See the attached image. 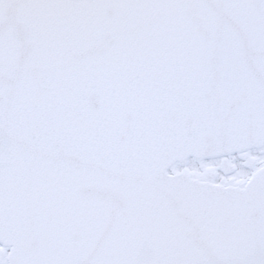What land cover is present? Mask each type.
Masks as SVG:
<instances>
[{
	"label": "snow or ice",
	"instance_id": "6c2138e0",
	"mask_svg": "<svg viewBox=\"0 0 264 264\" xmlns=\"http://www.w3.org/2000/svg\"><path fill=\"white\" fill-rule=\"evenodd\" d=\"M0 264H264V0H0Z\"/></svg>",
	"mask_w": 264,
	"mask_h": 264
}]
</instances>
